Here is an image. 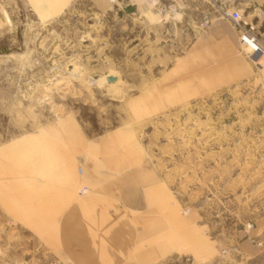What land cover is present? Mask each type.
<instances>
[{
  "label": "rangeland",
  "instance_id": "obj_1",
  "mask_svg": "<svg viewBox=\"0 0 264 264\" xmlns=\"http://www.w3.org/2000/svg\"><path fill=\"white\" fill-rule=\"evenodd\" d=\"M109 4L0 0V264H262L238 243L264 217V53L235 28L234 57L201 54L178 8ZM106 157L160 177L141 212L73 185Z\"/></svg>",
  "mask_w": 264,
  "mask_h": 264
},
{
  "label": "crops",
  "instance_id": "obj_2",
  "mask_svg": "<svg viewBox=\"0 0 264 264\" xmlns=\"http://www.w3.org/2000/svg\"><path fill=\"white\" fill-rule=\"evenodd\" d=\"M90 1L100 10L109 9V0ZM234 2L235 7L248 22L254 24L256 32L258 31L264 39V0H234ZM118 5L123 9L132 6L135 9L134 12L139 14H148L156 8L173 5L179 10L178 21L183 23L188 33L192 35L196 32L195 36L200 39V43L193 48L198 50L197 47L201 46V54L209 52L210 55H216L221 60H229L236 54L237 32L234 25H230L231 21L224 20L205 31L199 29L193 17L196 16L198 8L202 9L203 13L205 7H208L204 0H119ZM204 47L206 51L202 50ZM257 53L260 52L256 51L255 54ZM116 136L118 137V135H112L105 140H114L113 138ZM129 146L135 149V143L130 142L128 148H130ZM98 149L99 152L104 150L105 144H100ZM153 171L134 157L97 158L82 164V168L77 170L79 180L75 176L73 185L81 183V186L86 188L88 191L87 200H114L116 209L112 207L113 205L111 207L116 214H120L122 211L138 213L141 212V208L146 207L154 200L155 193L160 190L161 179ZM152 222H155V219ZM157 230L159 232L160 228L157 227ZM252 238L264 239V217L257 218L254 221V227L249 231V237L245 236L238 243L244 256L259 260L264 264V253L253 244ZM152 240V249L150 248L149 251L152 250L153 255L157 253L159 256V233L154 231ZM149 251L147 253H150ZM142 253L144 254L143 251Z\"/></svg>",
  "mask_w": 264,
  "mask_h": 264
},
{
  "label": "built area",
  "instance_id": "obj_3",
  "mask_svg": "<svg viewBox=\"0 0 264 264\" xmlns=\"http://www.w3.org/2000/svg\"><path fill=\"white\" fill-rule=\"evenodd\" d=\"M110 2L116 5L119 0H110ZM206 3L208 7L203 12L201 25L204 28H208L214 24H219L223 20L231 21L238 30L240 43L249 46L252 49L250 57L258 61L260 57L255 59L254 53L259 51L261 56L264 53V49L257 40L256 28L235 7L234 0H207ZM165 8L172 11L176 9L173 5H168ZM258 246L264 247V243L258 242Z\"/></svg>",
  "mask_w": 264,
  "mask_h": 264
},
{
  "label": "water",
  "instance_id": "obj_4",
  "mask_svg": "<svg viewBox=\"0 0 264 264\" xmlns=\"http://www.w3.org/2000/svg\"><path fill=\"white\" fill-rule=\"evenodd\" d=\"M134 11H135V9H134L132 6H127V7L124 8V12L127 13V14L134 13ZM119 15L121 16L122 13H120ZM107 80H108L109 82H114V81H115V77H113V76H109V77L107 78Z\"/></svg>",
  "mask_w": 264,
  "mask_h": 264
}]
</instances>
